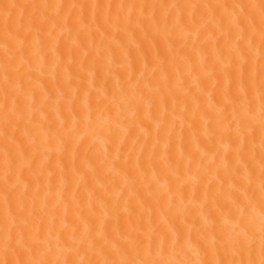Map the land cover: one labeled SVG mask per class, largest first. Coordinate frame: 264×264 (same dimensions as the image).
<instances>
[{"label":"bare ground","instance_id":"obj_1","mask_svg":"<svg viewBox=\"0 0 264 264\" xmlns=\"http://www.w3.org/2000/svg\"><path fill=\"white\" fill-rule=\"evenodd\" d=\"M264 0H0V264H264Z\"/></svg>","mask_w":264,"mask_h":264},{"label":"snow or ice","instance_id":"obj_2","mask_svg":"<svg viewBox=\"0 0 264 264\" xmlns=\"http://www.w3.org/2000/svg\"><path fill=\"white\" fill-rule=\"evenodd\" d=\"M262 192H264V185H262Z\"/></svg>","mask_w":264,"mask_h":264}]
</instances>
